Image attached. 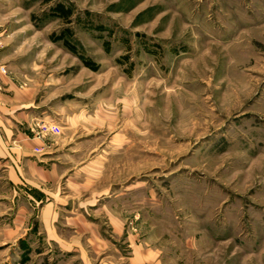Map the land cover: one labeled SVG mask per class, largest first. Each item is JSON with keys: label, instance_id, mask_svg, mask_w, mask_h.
Returning a JSON list of instances; mask_svg holds the SVG:
<instances>
[{"label": "rangeland", "instance_id": "rangeland-1", "mask_svg": "<svg viewBox=\"0 0 264 264\" xmlns=\"http://www.w3.org/2000/svg\"><path fill=\"white\" fill-rule=\"evenodd\" d=\"M0 9V51L14 43L15 73L39 88L34 154L59 142L54 159L89 178L61 191L97 198L95 236L60 223L83 252L26 235L0 242V264H264V0Z\"/></svg>", "mask_w": 264, "mask_h": 264}, {"label": "crops", "instance_id": "crops-1", "mask_svg": "<svg viewBox=\"0 0 264 264\" xmlns=\"http://www.w3.org/2000/svg\"><path fill=\"white\" fill-rule=\"evenodd\" d=\"M1 64L6 66L7 73L0 71V242L35 235L44 251H51L54 245L62 251L83 252V242L64 235L60 223L76 233L86 228L94 235L97 227L86 221L85 213L97 198L89 196L77 202L72 194L61 191V184L64 179L72 193L81 194L86 191L89 178L82 177V166H70L68 162L63 165L54 159L53 148L58 149L59 142L49 141L51 147L45 156L34 154L33 146L39 142L29 139L27 130L32 128L35 114H39L37 81L15 73L14 43L12 47L3 46ZM72 177L74 181L70 180ZM130 262L133 264V259Z\"/></svg>", "mask_w": 264, "mask_h": 264}, {"label": "trees", "instance_id": "trees-1", "mask_svg": "<svg viewBox=\"0 0 264 264\" xmlns=\"http://www.w3.org/2000/svg\"><path fill=\"white\" fill-rule=\"evenodd\" d=\"M67 45L72 49L73 51L77 52V48L74 45H71L69 42H67ZM85 64L89 66L92 69H96L98 67L97 64L93 63L89 58H84Z\"/></svg>", "mask_w": 264, "mask_h": 264}, {"label": "built area", "instance_id": "built-area-1", "mask_svg": "<svg viewBox=\"0 0 264 264\" xmlns=\"http://www.w3.org/2000/svg\"><path fill=\"white\" fill-rule=\"evenodd\" d=\"M0 69L4 72L6 71L5 69V66H1ZM44 127H47V129L51 130V131H54L55 133H59L60 132V128L57 126V125H53V126H44Z\"/></svg>", "mask_w": 264, "mask_h": 264}]
</instances>
